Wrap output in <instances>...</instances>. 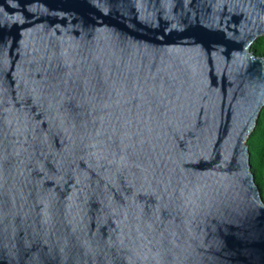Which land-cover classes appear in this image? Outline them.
<instances>
[{"label": "water", "instance_id": "1", "mask_svg": "<svg viewBox=\"0 0 264 264\" xmlns=\"http://www.w3.org/2000/svg\"><path fill=\"white\" fill-rule=\"evenodd\" d=\"M261 37L264 0H0V264H264Z\"/></svg>", "mask_w": 264, "mask_h": 264}, {"label": "trees", "instance_id": "2", "mask_svg": "<svg viewBox=\"0 0 264 264\" xmlns=\"http://www.w3.org/2000/svg\"><path fill=\"white\" fill-rule=\"evenodd\" d=\"M252 50L255 54L264 56V37L259 38L254 43ZM248 145L251 154L252 170L255 173L256 182L264 199V108L261 112L258 126L248 140Z\"/></svg>", "mask_w": 264, "mask_h": 264}]
</instances>
